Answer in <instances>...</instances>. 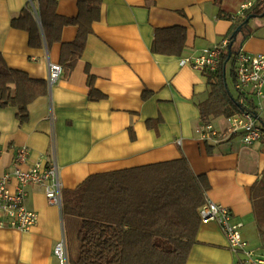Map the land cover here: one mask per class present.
Returning <instances> with one entry per match:
<instances>
[{
    "label": "crops",
    "instance_id": "1",
    "mask_svg": "<svg viewBox=\"0 0 264 264\" xmlns=\"http://www.w3.org/2000/svg\"><path fill=\"white\" fill-rule=\"evenodd\" d=\"M27 1L0 0V52L10 67L47 81L48 63H58L60 42L48 49L32 47L28 32L12 26ZM246 1L103 0L82 56L68 76L61 75L45 96L29 104L28 119L20 123L14 108L0 109V174L11 169L22 145L30 149V160L55 158L63 192L93 173L184 155L195 173L206 175L207 198L227 206L231 220L242 223L248 247L264 254L250 197L264 170V139L249 146L237 134L218 143L203 140L197 104L208 94L205 69L181 63L221 43L232 23L226 16ZM56 4L62 16L77 14V0ZM168 28L159 37L160 50H152L156 33ZM248 28L243 50L264 53V17L251 18ZM76 31L65 25L61 41L72 40ZM86 68L95 94L103 97L87 96ZM254 104L256 120L264 126V97L254 98ZM210 123L218 130L228 126L222 116ZM24 203L38 214L37 222L24 231L0 226V264H59L53 248L62 235L67 264H74L81 219L50 204L34 184L26 186ZM240 258L218 224L209 221L200 224L185 264H234Z\"/></svg>",
    "mask_w": 264,
    "mask_h": 264
},
{
    "label": "trees",
    "instance_id": "2",
    "mask_svg": "<svg viewBox=\"0 0 264 264\" xmlns=\"http://www.w3.org/2000/svg\"><path fill=\"white\" fill-rule=\"evenodd\" d=\"M102 2L77 0V14L67 17L57 13V0H28L21 13L12 18V26L28 32L32 47L48 49L60 42L58 63L61 75L68 76L83 54ZM226 17L232 20L224 35L227 43L221 48L216 69L203 72L208 94L197 104L201 124H211L218 116L231 117L247 107L255 108L253 96L245 99L246 105L239 102L234 66L236 54L250 34L249 20L264 17V0H254L241 15ZM65 25L77 28L70 41H61ZM169 30L156 33L152 50H160L159 37ZM86 72L90 87L87 96L103 97L95 94L93 77L87 68ZM46 83L45 79L10 67L0 52V109L14 108L20 123L28 119L29 104L48 93ZM208 183L206 175L195 173L184 155L88 175L74 189L63 192L62 212L81 219L74 264H185L202 223L199 210L207 199ZM250 197L264 248V170L251 186Z\"/></svg>",
    "mask_w": 264,
    "mask_h": 264
},
{
    "label": "built area",
    "instance_id": "3",
    "mask_svg": "<svg viewBox=\"0 0 264 264\" xmlns=\"http://www.w3.org/2000/svg\"><path fill=\"white\" fill-rule=\"evenodd\" d=\"M252 4L251 0L244 2L235 15H241L244 9ZM35 13V12H34ZM234 16V15H233ZM37 18V14L35 13ZM38 19V18H37ZM227 43L223 39L216 46L205 47L201 54L190 60L182 59L181 63H188L194 69L215 70L221 48ZM235 90L239 93V102L246 105V98L253 96L261 99L264 97V53H248L241 46L235 58ZM48 89L58 81L61 76V66L56 62L48 63ZM255 108H244L240 113L227 118L226 129H215L212 124H200L201 138L213 143L221 142L232 135H239L240 142L249 146L256 141L264 139L263 126L256 120ZM53 115H51V120ZM30 149L25 146L16 148L11 169L0 174V212L2 218L0 226H13L20 230H28L37 222L38 214L27 208L24 203L26 186L34 184L44 190L48 202L57 206L62 211L63 190L59 176V169L54 157L45 158L41 155L30 160ZM202 223L215 221L227 239L228 248L241 255L234 264H264V254L257 253L248 247L247 241L241 236V222L231 220V211L228 207L206 199L199 210ZM65 237L55 243L54 257L59 264H67V250Z\"/></svg>",
    "mask_w": 264,
    "mask_h": 264
},
{
    "label": "rangeland",
    "instance_id": "4",
    "mask_svg": "<svg viewBox=\"0 0 264 264\" xmlns=\"http://www.w3.org/2000/svg\"><path fill=\"white\" fill-rule=\"evenodd\" d=\"M230 64H228V67H227V74L229 75V68H230ZM227 75V76H228ZM228 86H229V88H230V90L232 91V93H234L235 94V90H233L234 89V87L232 86V84L230 83V81H229V79H228ZM75 217V216H74Z\"/></svg>",
    "mask_w": 264,
    "mask_h": 264
},
{
    "label": "water",
    "instance_id": "5",
    "mask_svg": "<svg viewBox=\"0 0 264 264\" xmlns=\"http://www.w3.org/2000/svg\"><path fill=\"white\" fill-rule=\"evenodd\" d=\"M249 18L246 19V21H248ZM240 26L237 28V30H239ZM230 56V51L228 53V57Z\"/></svg>",
    "mask_w": 264,
    "mask_h": 264
}]
</instances>
